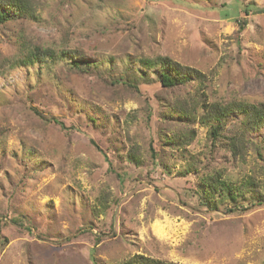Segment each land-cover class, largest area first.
<instances>
[{
  "label": "rangeland",
  "instance_id": "1",
  "mask_svg": "<svg viewBox=\"0 0 264 264\" xmlns=\"http://www.w3.org/2000/svg\"><path fill=\"white\" fill-rule=\"evenodd\" d=\"M34 2L0 25V264H264V126L234 157L239 117L213 143L201 109L264 103V0ZM158 57L204 82L161 87ZM208 175L259 202L207 204Z\"/></svg>",
  "mask_w": 264,
  "mask_h": 264
},
{
  "label": "trees",
  "instance_id": "2",
  "mask_svg": "<svg viewBox=\"0 0 264 264\" xmlns=\"http://www.w3.org/2000/svg\"><path fill=\"white\" fill-rule=\"evenodd\" d=\"M34 0H0V25L4 24L6 21L13 17H23L29 20H36L37 14L34 8ZM244 12L249 10L254 13H264V8H255L250 5L247 8H243ZM9 14L11 15L9 17ZM62 56L68 55L67 52H62ZM26 61L21 62V66L35 65L37 63H46L47 61H54L59 56L55 54L52 50L42 49L40 47H35L27 55ZM74 58L78 56H72ZM150 63V64H149ZM146 62L145 65L148 67H154L156 69V79L161 85V87L169 89L181 86L190 85L196 83L201 85L204 82L205 76L198 70L182 66L177 62L170 60L167 57H158L153 59L151 62ZM20 66V64H19ZM70 66L75 70H83L82 68H90L89 64H84L78 60H73L70 62ZM117 83V82H116ZM177 109V113L180 117H194L195 111L185 109ZM202 120L206 123H213L210 125L209 136L213 143L222 136V130L225 123L230 121L233 117H239V132L230 138L229 141V151L235 157L242 155L241 152L246 148L247 140L246 135L255 131L260 130L264 126V103L260 102L258 104H251L246 102H231L227 104L212 103L209 105L202 104ZM55 124L63 127L62 124L51 119ZM219 138V139H218ZM201 197L205 198L207 204H211L213 201L211 199L214 197L215 193L221 197V200H225L233 204V209H235V204H245L246 207H250L259 202V199L253 201L244 200L243 193L249 191H257L255 188V183H245L239 187L230 186L225 180H222L219 176H206L201 179ZM243 199L244 201H242ZM128 264H167L159 260L135 256L130 259Z\"/></svg>",
  "mask_w": 264,
  "mask_h": 264
}]
</instances>
